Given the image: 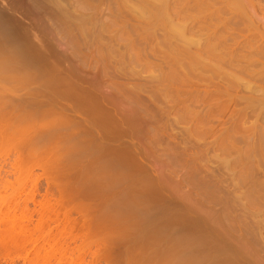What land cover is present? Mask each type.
<instances>
[{
  "label": "rangeland",
  "instance_id": "obj_1",
  "mask_svg": "<svg viewBox=\"0 0 264 264\" xmlns=\"http://www.w3.org/2000/svg\"><path fill=\"white\" fill-rule=\"evenodd\" d=\"M188 2L183 0L177 11L190 23L194 12ZM139 4L0 0V16L11 24L13 36L28 52L42 54V59L46 54L41 63L47 61L42 67L36 55L35 67L0 71V264H168L170 259L161 256L167 244L145 242L148 235L141 224L161 215L167 217L160 224L168 228L162 239L172 236V224L178 223L222 249L232 247L233 264H264L263 193L250 195L249 185L231 180L229 163L219 167L226 156L217 147V108L209 113L216 104L197 95L198 89L204 91L203 82L194 79L201 87L188 85L184 66L180 69L168 51L175 41L162 38L165 27L149 24L138 13ZM257 16L264 18L259 12ZM204 22L186 34L200 39L201 45L212 35ZM177 43L175 47L183 45ZM181 80L184 85H179ZM77 84L85 88L83 93L91 92V102L97 101L93 104L103 103L99 109L105 114H117L119 139L112 133L113 143L108 138L111 145L104 142L106 151L101 153L110 161L107 169L100 170L99 161L90 164L86 141L91 136L81 133L94 115L89 110L86 115L87 109L80 112L77 103L65 104L76 96ZM94 90L106 96L98 99ZM82 91L77 92L82 98L89 94ZM50 98L56 103L46 101ZM63 103L71 111L70 106L77 105L80 115L60 109ZM58 115L70 119L72 126L64 119L68 125H63ZM87 116L85 123L82 118Z\"/></svg>",
  "mask_w": 264,
  "mask_h": 264
},
{
  "label": "bare ground",
  "instance_id": "obj_2",
  "mask_svg": "<svg viewBox=\"0 0 264 264\" xmlns=\"http://www.w3.org/2000/svg\"><path fill=\"white\" fill-rule=\"evenodd\" d=\"M138 2L140 3L137 9L138 13L144 19H146L149 24L154 23V25H156L157 27L159 26H161L162 28L165 27V30H163L164 33L161 31L162 36L164 35V37L162 38L166 39L168 42L175 41L174 42L175 44L172 46L168 43L169 45H167V47H170V46L172 47V48L170 47L171 49L169 48L170 50L168 51H171L175 54L174 56L175 64L178 65L180 69L183 68V71L186 70L183 73H185L184 78H186L188 85L191 84L189 85L190 87L191 86L194 87V85L197 86L198 83L193 82L194 79H196L200 83L203 82L204 84L202 85H204L203 86L204 88L203 87L202 88L204 89L205 93H202L204 91L199 92V89L197 90V92L195 90V92L197 93V95L198 93H200L202 97L204 95L207 97L205 100V103L208 101L207 103L211 104V106H212V103H214L213 105L216 104V106H212V108H210L211 110L209 109L210 110L209 113L211 114L214 111L212 110L213 107L217 108V109L215 108L216 111L213 114L214 116H215V113L216 115H218L217 124L220 126L218 133L221 132V134L218 135L219 138L217 137L218 138L217 140L219 141V143L217 141L216 142L218 143L217 147L219 146V149L221 151L220 153L224 154L225 152L224 155L226 156L224 157L225 158L224 160L221 159L222 161H220L221 165L219 164L220 165L219 167L221 169L223 167L225 168L228 166L227 163H229L230 164L229 166H231V169H233L234 171L230 174L231 180H235L237 181V183H240L243 185L245 184L249 185L250 195L252 193L256 194L260 192V193H263V197H264V18L263 20H261L257 16L258 12L264 14V8L263 6H261V3H264V0H191V2H188V3L189 4L191 3V5L193 4L191 6V10L194 12V16L190 23H187L184 20V18H182L183 16L182 17L180 16L181 11L180 13L179 11H177L179 7L181 6L183 0H172V1L171 0H138ZM60 12L63 13L62 11ZM204 13L206 15L201 16ZM1 16H0V71L11 70V69L12 70L14 69L15 70L16 69L25 70L31 67H35L38 63L36 59L38 58L37 56L39 54H34V52L32 54L27 51V48L25 50L22 45V40L20 38L16 39L15 36H13L14 32L12 31V28L10 27L11 24L8 25L7 19L5 20V18ZM64 16H66V14H64ZM66 17L64 18L65 20L67 19ZM202 19H205L204 23H206L207 29L208 28L210 29V30H207V32L209 31L210 33H212V35L211 34L206 35L207 37L204 43L202 44L203 46L199 44L201 43L200 39L198 38L195 39L192 36L188 37L186 35L188 34V32L192 31L194 27ZM211 19H214L213 23L210 22ZM79 20L81 19L79 18ZM79 20H76V21H79ZM209 23L210 25H212L211 28L209 26ZM154 25H151V26L154 27ZM157 27L154 29H157ZM147 34L150 35V33H147ZM151 35L153 36L154 34H151ZM151 35L150 37H152ZM210 36L212 37L209 38ZM176 42H178L177 44L182 43L183 45H180L181 47L178 46L179 48L177 46L175 47ZM205 42L209 43V45L205 44ZM190 48L191 49L194 48L196 53L195 51L190 52L194 50V49L191 50ZM41 57H42V54H41ZM44 57H45L44 59H46V54H44ZM40 58L38 59V61H40L41 63L43 62L44 59L41 58L40 60ZM46 62L44 61V64ZM40 63L38 65L41 67ZM41 64L43 67L44 64L43 63ZM72 70L73 69H71V71ZM39 74L41 75L42 73H39ZM183 75L184 74L179 76L180 79L182 78V80L184 79L182 77ZM88 78L89 77H87V79ZM96 80L98 79L96 78ZM96 80H93V81H96ZM186 80L184 81L186 82ZM78 81L83 82L80 80ZM183 83L184 82L182 81L181 84L179 85H182ZM95 85L99 87L100 84H95ZM95 85L94 86L92 85L93 87L92 86L91 87L94 88ZM68 86L69 88H71L70 85ZM199 86L201 87V85ZM76 87H79V85ZM205 87H207L208 90H205ZM213 87L214 89H212ZM83 89L85 88L83 87ZM83 89L81 88L77 89V92H79L80 90L82 91ZM86 89H87V86H86ZM94 89L97 90V87H95ZM70 91L72 95L73 91L72 90ZM86 91L84 93H87V94L89 93L88 95L84 94L82 91V93L85 95L84 98L78 95L81 92L78 94L76 92V96H74L75 94L72 96H74V98L79 96L77 97V100L74 99L72 96L71 97L69 96L68 99L73 98L74 100L72 99V101L65 103L67 105H69L70 102L74 104L77 103V105L80 107H78L77 105H73L74 107V111H73V107L70 106L72 108V111H71L68 108V106L63 103L62 105H64L65 108L63 106L62 108L60 107V109H63V110L66 109V111H68L69 109L70 115H72V112L74 113L75 111H76L75 113H79L80 115V112H82V110L85 113L87 109L86 115H88V112L90 111L89 112L91 113L90 115L95 116L96 115L95 112H97V115H96L97 117L104 116L102 118V120L104 121L105 119H107L106 122H104L101 120L100 117L98 118L99 119L98 120L96 119L97 118L96 116L95 118L94 116L92 117L89 115L91 117L90 120L88 119L89 116H87L86 119L82 118L83 121L84 120L86 121L87 119L89 120V121L87 120V123L90 122L88 125L84 121L86 123L85 125V123H83L81 120L82 124L85 125V127L82 125L84 128H82L81 133H83L84 135L86 134V135L91 136L90 140L86 141V144L90 142L88 144L89 146L88 145H87L88 147L86 146L88 150L87 152L89 156V162L91 165H94L97 161H99L101 165L100 167V170H101V168L109 167L110 165V161L108 160L109 162V165H108L107 164L108 162L106 161L107 159H105V156L103 158L101 153L103 152V154H105V151H106L105 145L108 144L107 145L108 147H110L111 145L106 140H108L109 138L108 141L112 142V140H114V139L110 140L111 137L113 138L112 133L113 135H116V132L117 133L119 132L117 131L118 129V126H117L118 124L116 121L117 118L114 117L117 114L113 115L114 114V111H113V114L111 112L113 116L108 112L106 113L107 114L106 115L105 110L102 111L103 108L99 109V106L103 103H101L100 105L93 104V102L96 103L97 101L95 100L91 102L92 96H89L91 92H88V91L86 92ZM96 92L102 93L103 91H95V93ZM97 93L94 96L97 98V95H98V99H100L99 96L100 97L106 96L105 94L99 95ZM86 96L89 97L91 105H88L89 99H87ZM205 96H204V99H205ZM79 98L81 102L79 101ZM47 100H51V98L46 99V101ZM101 100L100 102L103 101ZM209 100L212 103H210ZM51 101L52 102H50V104L51 103L54 104L55 101L54 100H51ZM78 101L80 104H78ZM86 101L87 103H85ZM108 101L110 102L111 100H108ZM63 102H66V101H63ZM104 103H105L104 105H106V102ZM95 105L98 107L97 109ZM112 105L114 106L113 108H115L113 110H116V105L115 104H112ZM48 106L49 105H47L46 109L49 110ZM91 106L93 109L92 111H91ZM108 106H110V104ZM75 107L77 109L79 108L80 112H77L79 110H75L76 109ZM87 107H89V109ZM100 107H102V105ZM103 107L105 108V106ZM46 109H44V111L42 110V112H45V114L47 115V112L49 111L47 110L46 112L45 111ZM98 109L101 111H99ZM51 111H53V109H51ZM51 111L48 114H51ZM116 111L115 113H117ZM57 112L58 111L56 110V113ZM101 112L103 113V115ZM84 113H83V116H84ZM99 113L101 114L98 115ZM43 114L41 115L43 116ZM104 114L111 119L112 118H115V119H112V122H111V119L107 117L105 118ZM59 117L62 118L61 120L63 122V125L67 126L69 123H71L70 119H64L62 115H60ZM60 118H58V120H60ZM92 118H95V119L93 120ZM63 119L66 121V123H68L67 120H69V123L67 125L64 124ZM91 119L93 121L96 120L95 123L97 124L98 122L101 123V121H102L101 124H103V122L104 124L102 126L100 125V123L99 125L96 124L98 126L96 127L95 123L92 122ZM108 119L110 122L108 121ZM107 122L109 123V126L111 125L110 123L114 124V129L112 131L110 130L112 129L113 125L111 127H107V124H108ZM72 123L75 124V122L73 121ZM105 123H106L107 128L103 127ZM92 124L95 125V126L93 125L94 128ZM79 125L81 126V124ZM89 125L90 127L87 128L86 126H89ZM68 126L71 127L72 124H69ZM61 127L60 129L63 130V126ZM76 127L79 128V126H76ZM115 127H116V131H115ZM64 128L66 129V127ZM83 134H81V136ZM118 134L116 135L117 137L120 136V133ZM74 135L76 137V134ZM116 136L115 138H117ZM116 140L117 139H115V141ZM104 142H107V144L106 143L104 144ZM88 148L91 149V151H89ZM98 150H100V152ZM96 151L98 155L100 154L99 156H97V154L95 153ZM98 157H99V160H98ZM102 158L104 161H106L105 163L104 162L102 163V161H100ZM96 168L98 169L99 167L97 166ZM258 198H261V197L258 196ZM135 204L137 205L136 202ZM166 217H167L166 215H161V218H159V220L147 218V220L146 221L144 220L143 221L144 223H141V224H143L142 227L145 225L144 229L148 235L147 237L145 236L144 238L146 239L145 242L150 241L151 243H158L159 241L160 242L162 241L163 244L164 243L167 244L168 246L167 251L163 250L161 251V254L163 255H161L160 253L159 254L163 257L164 255L167 256V258L170 259L169 263L171 264H204V263H208V264H225L226 263L227 264L228 262L232 263L231 256H233L234 254L232 253L233 251L229 253V249L230 248L232 249V247H229L227 249V246L225 245L226 247L225 246L224 247L228 250V251H225V248L222 249L223 246L222 248L219 246L220 244L219 245L211 244L209 243L210 241H208V239H206L207 241H205V238L207 236H203V235L198 236L196 233L194 234V232H191L188 229H183V227H181L180 224L178 223L177 225L172 224L173 226L172 225L171 226L173 228L169 227V228H172L173 235L170 237L163 236L164 238L162 239L161 236L164 234L163 231H166V229L168 228L166 226L161 225L160 221L166 219ZM177 221L180 222V220H177ZM175 227L176 229L174 230ZM161 233L162 235H160ZM174 249H177V250L179 249L180 250L178 251L179 253L176 254L177 251L174 252L175 251ZM226 252L229 253L227 254L230 256V259H229V256L226 255ZM219 253H222L220 254L222 257H220ZM217 254L219 255V257L218 256L216 257ZM231 263H228V264H231Z\"/></svg>",
  "mask_w": 264,
  "mask_h": 264
}]
</instances>
